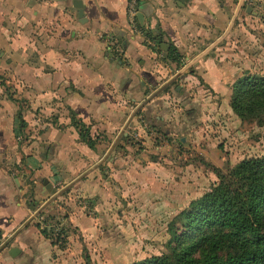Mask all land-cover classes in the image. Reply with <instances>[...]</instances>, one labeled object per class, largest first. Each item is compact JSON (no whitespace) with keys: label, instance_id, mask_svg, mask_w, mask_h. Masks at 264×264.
<instances>
[{"label":"crops","instance_id":"1","mask_svg":"<svg viewBox=\"0 0 264 264\" xmlns=\"http://www.w3.org/2000/svg\"><path fill=\"white\" fill-rule=\"evenodd\" d=\"M29 1L0 0L2 240L50 195L43 180L60 187L98 160L134 106L221 34L236 6L231 0H142L152 10L143 25L136 16L134 29L127 17L132 0H80L86 21L66 0ZM218 43L215 55L209 50L197 63L227 102L240 73L227 44ZM116 46L121 55L114 54ZM175 88L183 87L175 82ZM118 158L113 147L102 162L106 178L93 180L97 166L52 199L0 249V264H73L82 238L87 245L117 244L119 235L108 241L98 208L109 204L116 181L126 184L133 176L131 168L118 170ZM124 188L135 195L134 187ZM50 215L69 228L65 246L40 231Z\"/></svg>","mask_w":264,"mask_h":264},{"label":"rangeland","instance_id":"2","mask_svg":"<svg viewBox=\"0 0 264 264\" xmlns=\"http://www.w3.org/2000/svg\"><path fill=\"white\" fill-rule=\"evenodd\" d=\"M242 5L232 33L218 44H227L236 72L264 73V0H244ZM215 48L209 53L215 55ZM190 68L133 117L114 146L118 170L131 168L133 176L126 184L116 181L114 195L106 199L109 204L98 209L105 214L100 222L107 225L108 241L113 242V233L119 242L114 247L88 240L87 245L82 238L73 264H132L167 252L170 228H182L179 212L189 201L217 182L218 173L227 174L239 160L264 153V114L260 120L239 117L230 107L231 92L226 102L202 76L198 63ZM96 172L93 180L106 178L105 163ZM125 186L134 187L135 195L123 192ZM83 200L93 201L91 195Z\"/></svg>","mask_w":264,"mask_h":264},{"label":"trees","instance_id":"3","mask_svg":"<svg viewBox=\"0 0 264 264\" xmlns=\"http://www.w3.org/2000/svg\"><path fill=\"white\" fill-rule=\"evenodd\" d=\"M230 106L241 118L260 120L264 73L238 75L231 83ZM218 177L179 212L182 228H170L169 250L132 264H264V153L239 160ZM51 216L44 221L52 220ZM40 231L51 234L54 243L59 239L60 247L69 234L65 224H58L55 235L47 225Z\"/></svg>","mask_w":264,"mask_h":264},{"label":"water","instance_id":"4","mask_svg":"<svg viewBox=\"0 0 264 264\" xmlns=\"http://www.w3.org/2000/svg\"><path fill=\"white\" fill-rule=\"evenodd\" d=\"M34 2V0L29 1ZM67 4H73L74 6H77V15L79 17L80 21H86V16L84 15V11L81 5L80 0H66ZM244 0H238L236 3V6L234 8V11L232 13L230 22L227 26V28L219 34L213 41H211L207 46H205L202 50H200L195 56L190 58L183 66L178 68L168 79H166L164 82H162L160 85H158L153 91H151L149 94H147L142 100H140L132 109V111L129 113L127 118L124 120L121 128L118 130L117 134L115 135L114 139L112 140L111 144L105 151V153L95 162H93L90 166L79 172L77 175L71 177L64 185L57 187L56 184H53L52 182H49L47 179H44L43 182L45 184V190L44 192H50V195L33 211V213L18 226L14 230V232L5 240L2 241L0 244V249L5 246V244L8 242V240L14 236L26 223H28L34 216H36L40 211L56 196L61 194L63 191L68 189L71 185H73L77 180L82 178L84 175H86L88 172L96 168L98 165H100L109 155L117 141L120 139L122 134L125 133V129L129 125L131 119L134 117V115L137 113V111L152 97H154L156 94H158L161 90H163L168 84H170L175 78H177L180 74L190 69L192 65H195L198 61V59L203 56L205 53H207L212 47H214L218 42H220L231 30L232 26L234 25L237 16L239 14V11L242 7ZM32 4V3H31ZM34 7H38L37 4ZM246 8H250L249 5H246ZM152 10V6L147 1H142L137 5L135 15L137 16V19L141 25L144 23V16H148ZM160 40V37H159ZM161 43V42H160ZM163 43H161L162 46Z\"/></svg>","mask_w":264,"mask_h":264},{"label":"built area","instance_id":"5","mask_svg":"<svg viewBox=\"0 0 264 264\" xmlns=\"http://www.w3.org/2000/svg\"><path fill=\"white\" fill-rule=\"evenodd\" d=\"M137 2L135 0H132L129 4V7H128V20L132 26V28L136 29V25H135V19H136V15H135V12H136V8H137ZM109 37V36H108ZM112 41V37H110ZM113 51H114V54L116 55H121L123 52L122 50H120V48L118 46L116 47H112ZM59 222L55 221V220H50L47 224V226H49L50 228H52L54 231H53V235H55V230L58 226ZM2 235L0 233V244L2 243Z\"/></svg>","mask_w":264,"mask_h":264}]
</instances>
